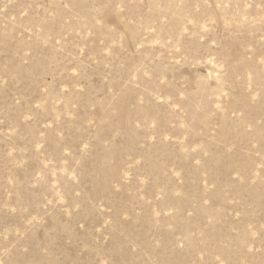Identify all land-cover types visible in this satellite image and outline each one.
Instances as JSON below:
<instances>
[{"label":"rangeland","instance_id":"obj_1","mask_svg":"<svg viewBox=\"0 0 264 264\" xmlns=\"http://www.w3.org/2000/svg\"><path fill=\"white\" fill-rule=\"evenodd\" d=\"M0 264H264V0H0Z\"/></svg>","mask_w":264,"mask_h":264}]
</instances>
